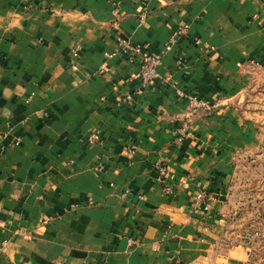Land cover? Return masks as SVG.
<instances>
[{"label": "crops", "instance_id": "crops-1", "mask_svg": "<svg viewBox=\"0 0 264 264\" xmlns=\"http://www.w3.org/2000/svg\"><path fill=\"white\" fill-rule=\"evenodd\" d=\"M261 68L264 0H0V264H245L227 196Z\"/></svg>", "mask_w": 264, "mask_h": 264}, {"label": "rangeland", "instance_id": "rangeland-1", "mask_svg": "<svg viewBox=\"0 0 264 264\" xmlns=\"http://www.w3.org/2000/svg\"><path fill=\"white\" fill-rule=\"evenodd\" d=\"M244 99L243 108L257 125L259 144L237 155L227 196L228 229L231 237H235L231 244L243 243L250 248L245 264H264L263 68L253 71Z\"/></svg>", "mask_w": 264, "mask_h": 264}, {"label": "built area", "instance_id": "built-area-1", "mask_svg": "<svg viewBox=\"0 0 264 264\" xmlns=\"http://www.w3.org/2000/svg\"><path fill=\"white\" fill-rule=\"evenodd\" d=\"M113 25L116 26L117 25V21L113 22ZM119 46L121 47V49L123 50H128L131 52L132 55H138L139 59H140V67L137 73V77H139V80L141 81V83H146L151 79H154L155 77H157V66L160 64V55L155 54V53H150L149 51L142 49L139 46L136 45H132L130 44V42L127 39L124 38H120L118 41ZM77 50L78 47H76L73 51L74 55H77ZM189 98V105L191 108H196V107H204V108H208L209 107V103L205 100H200L195 96H188ZM93 138L96 137V135H92ZM166 173V170L163 166H159L158 167V174H159V178H162ZM169 187L165 188L166 192H169ZM197 198L198 199H204V193L203 192H199L197 193ZM249 235V234H248ZM23 237L26 239L30 238L29 234H23Z\"/></svg>", "mask_w": 264, "mask_h": 264}]
</instances>
